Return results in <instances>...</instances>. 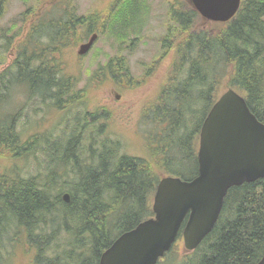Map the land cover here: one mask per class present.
<instances>
[{
  "label": "trees",
  "instance_id": "1",
  "mask_svg": "<svg viewBox=\"0 0 264 264\" xmlns=\"http://www.w3.org/2000/svg\"><path fill=\"white\" fill-rule=\"evenodd\" d=\"M6 1L0 0V19ZM142 1L115 0L103 20L96 15L64 12L60 22L46 28H42L45 23L40 18L25 37L17 32L16 41L9 33L5 35L7 41L0 45V66L5 64L10 49L17 55L11 65L0 71L1 154L10 157L13 164L22 156L37 158L44 153L50 161L59 156L50 139L41 134L22 139L17 131L20 116L10 109L15 92L26 89L25 106L44 103L41 105L55 108L62 115L64 110L60 109L70 103L82 106L83 91L75 89L58 52L65 56L67 45L76 47L93 34L105 31L118 43L139 35L144 28L138 27L136 16L143 8ZM198 19L204 20L191 3L184 11H176L175 20L180 27L176 34L169 35L176 40L168 42L167 38L163 42L165 47L178 51L180 64L176 61L175 67H182V71L178 68L182 77L165 88L160 102L152 109L154 120L164 122L168 133L172 131L163 139L164 147L156 150L162 162L154 158L149 163L123 153L122 144L108 137L105 125L99 124L104 117L102 110L79 114L73 130L76 136L69 141V148L62 147L63 141L60 145L55 141L63 151L61 164L69 173L67 181L59 180L56 172L43 178L22 177L14 171L1 175L0 264L4 238L12 246L19 232L28 237L35 249L34 264H100L102 254L117 238L154 216L151 201L163 175L183 180L198 175L201 128L218 100L223 80L228 78V87L244 96L253 114L264 123V0L243 1L235 18L227 23L204 20L209 27L204 28L202 24L196 26ZM45 33L50 39L39 46ZM68 37L77 42L69 43ZM61 39L68 42L59 44ZM107 64L113 77H127L120 73L124 70L121 60ZM172 99L178 105L171 107ZM162 105L165 106L160 110ZM171 118L175 121L170 122ZM97 136L103 138L98 147ZM173 153L179 155L182 163ZM184 162L196 164L193 176L170 168H184ZM65 194L69 195V202L65 201ZM58 220L61 226L54 227ZM62 232L68 235L67 239L62 240ZM263 255L264 179H260L229 190L214 229L194 252L188 253L185 264H257Z\"/></svg>",
  "mask_w": 264,
  "mask_h": 264
},
{
  "label": "rangeland",
  "instance_id": "2",
  "mask_svg": "<svg viewBox=\"0 0 264 264\" xmlns=\"http://www.w3.org/2000/svg\"><path fill=\"white\" fill-rule=\"evenodd\" d=\"M49 1L51 3L56 2V0H7L3 10L4 15L0 19V45L6 43L5 35L8 33L10 34L9 37L12 36V41H16L17 32L25 37L31 25L40 18L50 15L51 12H47L49 8H45ZM67 1L68 5L64 2L66 7H61L62 10H57L56 14L53 12V18L63 17L64 12H67L78 16L96 15L103 20L109 14V9L115 0ZM189 3L190 0H143V8L136 16V24L138 27L144 28L139 35H131L129 39L118 43L114 37H110L105 31V33L98 35L92 50L83 57H79L77 52L90 37L84 39L76 47L67 45L65 56L58 52L61 60L65 62L66 74L75 83V89L83 91V105L77 106L74 102L70 103V106L60 109L64 110L62 115L55 108L49 109L45 105H41L44 103L25 106L28 96L26 89L16 91L10 109L11 111H18L20 119L17 124V131L20 132L22 139L26 141L34 135L41 134L42 137L49 138L50 145L56 147V151L60 153L57 158L51 161L46 154H38L37 158L40 162L34 156H22L17 159V164L15 162L13 164L10 157L0 153V177L2 174H11L12 171L15 175L22 177L40 175L41 178L56 172L59 180L67 181L69 173L64 172L63 168L66 167L61 164L63 151L61 152V148L56 146L55 141H58V145L63 141L62 147H66L67 150L69 141L76 136L73 130L77 127L76 119H78L79 114L81 116L85 113L91 114L98 109L102 110V116H104L99 124L105 125L104 130L108 137L122 144L123 153L148 162L155 158L154 161L161 163L162 157L156 152L157 147L159 149L164 147L163 139L172 131L168 133L169 128L164 122L158 123L157 118L154 120L152 109L160 102L165 88L172 82L180 81V77H182V74L178 73L179 67H175L176 61L180 64V57L177 58L178 51L174 47L170 49L165 47L163 42L167 38L168 42H175V38L169 37L171 33L172 35L176 34L175 31L180 27L175 20V13L187 9ZM52 6H57V3ZM97 22H101V20ZM43 23L45 24L42 28H46L49 22L43 20ZM200 24L204 28H209L205 25L204 20L198 19L196 26H200ZM80 29L83 30V28ZM216 30L218 29L215 28L214 31ZM81 36H85L84 33ZM49 39L50 37L45 33L40 39L41 42L37 43L42 46ZM69 40V43L77 42L75 38L70 37ZM58 42L59 44H66L68 41L61 39ZM168 42L165 43L168 44ZM16 53L15 50L11 53L10 49L5 64L0 66V71L13 63ZM41 54L43 55V53ZM115 59L123 62L124 70L120 73L127 77L112 76L113 71L107 67V63ZM227 82L228 78L222 81L218 88L217 98L230 88ZM170 103L171 107L175 104L178 105L173 99ZM164 106H159V109H163ZM174 121V118L170 119V122ZM93 127L92 129H94ZM105 134L103 137H106ZM96 139L98 147V142L103 138L97 136ZM44 146L46 145L44 144ZM198 149L199 143L197 153ZM172 156L177 158L178 163H182L179 155L173 153ZM39 163H41L40 167L38 166ZM183 165H185L184 168L175 165L170 168L181 169L188 177L195 174L196 164L194 162H184ZM71 166L69 164V168ZM171 176L175 177L171 174L163 175V177ZM51 193L53 194V192ZM153 203L154 197L151 201L152 206ZM53 226H61V221H56ZM67 238L68 235L62 232V240ZM2 244L5 245V250L1 252L3 255L1 264H34L35 249L23 232L15 235L12 246L5 238ZM171 251L163 259H160V264L186 263L189 252H187L184 243L181 246L180 241L179 245H175Z\"/></svg>",
  "mask_w": 264,
  "mask_h": 264
},
{
  "label": "water",
  "instance_id": "3",
  "mask_svg": "<svg viewBox=\"0 0 264 264\" xmlns=\"http://www.w3.org/2000/svg\"><path fill=\"white\" fill-rule=\"evenodd\" d=\"M242 0H190L207 21L227 23ZM98 35L82 44L86 55ZM198 175L191 180L164 177L153 203L154 216L125 232L102 254L100 264H158L183 230L187 252L195 251L212 232L229 190L264 179V123L244 96L229 88L206 117L200 132ZM69 202V195L65 194ZM257 264H264V255Z\"/></svg>",
  "mask_w": 264,
  "mask_h": 264
},
{
  "label": "flooded vegetation",
  "instance_id": "4",
  "mask_svg": "<svg viewBox=\"0 0 264 264\" xmlns=\"http://www.w3.org/2000/svg\"><path fill=\"white\" fill-rule=\"evenodd\" d=\"M64 2L68 3L67 0H56L55 3H57V6H55V7L52 6V5L55 4V3H51V1H49V2L45 5V8H46V9H47V7L49 8V11H47V12H48V13L51 12L50 15H47L46 17H42V18L44 19L45 22H49V23H48V26H50V25H55V24H57L58 22H60L61 17H59V18L57 19V17L53 18L52 15H53V12L56 14L57 11H55V10H58V8L62 7L63 4H64ZM58 6H59V7H58ZM54 9H55V10H54ZM49 19H52V21H49ZM29 29H30V28H29ZM118 99H119V98H118ZM185 226H186V220H185L184 223H183L182 229H181V231H180V233H179V235H178V238H177V240H176L174 246L172 247V249L175 247V245L178 246L180 241H181V246H182V243H184L183 230H184ZM181 239H182V240H181ZM159 264H160V263H159Z\"/></svg>",
  "mask_w": 264,
  "mask_h": 264
}]
</instances>
